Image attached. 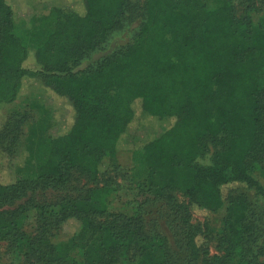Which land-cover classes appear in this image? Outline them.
Returning a JSON list of instances; mask_svg holds the SVG:
<instances>
[{
    "label": "trees",
    "instance_id": "obj_1",
    "mask_svg": "<svg viewBox=\"0 0 264 264\" xmlns=\"http://www.w3.org/2000/svg\"><path fill=\"white\" fill-rule=\"evenodd\" d=\"M41 1L0 0V118L3 105L29 90L56 118L34 179L9 180L7 159L0 161V242L27 263L264 264V186L254 175L264 171V0H239L238 17L229 0H144L139 9L137 0H51L59 6L30 54L15 21ZM137 16L128 43L81 67ZM17 129L3 118L0 156L15 150ZM134 133L145 203L164 208L162 231L148 227L145 210H111L116 189L98 186L120 168V146ZM75 178L86 186L71 187ZM48 190L63 196L46 204L38 194ZM223 206L224 232L212 255L207 225L192 224L191 215ZM30 211L43 231L34 236L19 227ZM67 218L76 232L52 243L44 231Z\"/></svg>",
    "mask_w": 264,
    "mask_h": 264
},
{
    "label": "rangeland",
    "instance_id": "obj_2",
    "mask_svg": "<svg viewBox=\"0 0 264 264\" xmlns=\"http://www.w3.org/2000/svg\"><path fill=\"white\" fill-rule=\"evenodd\" d=\"M137 1L139 3V9L144 0ZM204 1L209 6H213L216 3L215 0ZM229 1L235 8L236 16H240L242 13L240 1ZM257 1L260 6V1L262 0ZM58 6V2L43 0L35 4L27 14L15 21V33L20 38L22 44L29 49L30 54L33 53V49L37 46V37L43 34V21L48 20L53 11V7ZM138 9L136 13H138ZM75 12L78 13L79 10ZM139 24V16L134 18L133 21H123L122 28L111 34L105 50L91 55L81 67H86L88 64L107 55L115 48L128 43L132 39ZM31 86L35 89L38 84L36 82H31ZM259 86L261 90H264V69L259 74ZM1 112L4 115V119L9 117L12 123L18 126L15 150L9 157L6 155L0 156V161L2 158L7 159L3 171L7 178L12 181L34 179L36 169L44 162L48 155L49 143L47 136L50 127H54L56 123V118L54 116L55 110L51 106L46 105L43 98L34 90H29L13 103L3 105ZM3 118H0V126L3 122ZM170 124V121L161 123V125L165 126ZM157 126L160 127V125L155 123V127ZM132 136L130 137L133 139L131 138L128 140L126 138L120 146L122 149L119 153L120 168L102 175L98 180V186H104L108 183L112 188L116 189L110 204L111 210L127 214H138L140 211L145 210L143 216L146 222L150 223L148 227L151 228L152 223H156L158 229L162 231V229H164V223L163 219H161V213H164V208L160 209V204L145 203L147 198L144 190L146 170L138 155L133 153L134 149L139 148V134L137 135L134 133ZM3 161L5 160L2 159V162ZM254 175L264 186V171H261L260 167H258L254 170ZM86 182L84 178H75L71 181V187L80 189L86 186ZM70 190L71 188L68 192ZM38 195L39 200L44 201L46 204H53L63 196L60 192L52 190L45 191ZM174 197L179 204L186 206L187 200L183 195L175 193ZM191 216L190 222L192 224L202 227H204V224L207 225L210 253L212 255L218 253L217 244L224 232L226 206H223L221 209L211 214L201 210H194ZM257 224L259 228L262 225L259 219L257 220ZM19 227L20 231L28 236H34L39 232H43L34 211H30L20 218ZM76 230L77 224L75 220L67 218L60 221L58 224L53 223L44 231V235L52 243H62L69 240ZM167 234L171 236L168 232ZM78 262L81 264L80 260H78ZM0 264L43 263L37 260H32L30 263H27L22 254L9 249L7 242H0ZM119 264L130 263L120 262Z\"/></svg>",
    "mask_w": 264,
    "mask_h": 264
}]
</instances>
